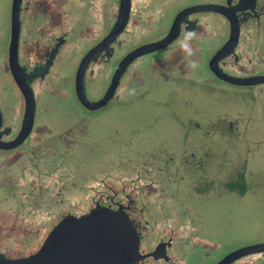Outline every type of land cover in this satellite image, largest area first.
Wrapping results in <instances>:
<instances>
[{
    "label": "flooded vegetation",
    "instance_id": "flooded-vegetation-1",
    "mask_svg": "<svg viewBox=\"0 0 264 264\" xmlns=\"http://www.w3.org/2000/svg\"><path fill=\"white\" fill-rule=\"evenodd\" d=\"M10 1L9 32L0 48V256L28 258L38 252L49 233L65 218H81L105 209L121 213L131 222L141 256L133 264H264V252L225 262L240 249L264 243V235L256 244L212 258L217 244L194 237L196 214L187 206L195 197L220 198L223 192L249 194L244 168L230 169L235 172L234 179L227 182L225 154L220 152L216 159L207 151L210 144L218 141L220 132L226 139L244 140L253 116L248 117L243 110L218 115L202 136L206 147L201 137L194 141V148L184 146L179 160L173 151V139H163L162 145L149 149L145 160L138 158L130 170H121L90 185L91 191H85L82 201L74 185L69 184L73 178L70 166L79 156L81 143L86 144L85 152H92L90 117L53 114L68 100L90 114L116 105L117 109H125L126 101L140 102L147 96L149 83H181L190 88L197 67L224 86L240 88L262 106L264 0H197L184 2L177 10L175 7L174 13L169 8L174 0H129L127 18L121 27L117 25L122 0H17L16 78L9 62L15 0ZM201 6H213L219 11L185 13ZM212 16H218L222 24L219 37L209 26ZM230 18L236 22L237 38L218 57L231 36ZM172 28L174 33L167 42L131 58L105 105L91 110L81 104L75 87L81 65L84 96L88 104L98 103L109 92L126 57L137 49L164 42ZM188 31H195L198 37L193 41V58L184 57L180 50L182 33ZM74 47L80 54L74 74L60 71L65 52L70 49L71 54ZM189 59L197 64L194 70L186 67ZM216 72L237 82L221 78ZM19 81L27 86L34 102L33 122L25 131L22 126L26 100ZM8 90L10 118L2 108L5 97L1 99ZM120 113L126 116L125 111ZM259 113L264 123V113ZM246 140L250 142L249 137ZM199 149L204 152L197 154ZM125 151L126 143L119 152L124 155ZM208 165L213 171H208ZM3 215L7 217L5 224Z\"/></svg>",
    "mask_w": 264,
    "mask_h": 264
},
{
    "label": "rangeland",
    "instance_id": "rangeland-1",
    "mask_svg": "<svg viewBox=\"0 0 264 264\" xmlns=\"http://www.w3.org/2000/svg\"><path fill=\"white\" fill-rule=\"evenodd\" d=\"M192 1L197 0H174L169 8L174 9V13L175 7L177 10L184 2ZM10 3V0H0V48L9 32ZM170 12L169 16L172 14ZM209 20L212 32L215 37H219L222 26L219 17L212 16ZM76 40H79L78 35ZM69 51L67 49L65 52L60 71L74 74L80 54L75 47L71 54ZM192 78L194 80L189 84L190 88L181 83L157 86L149 83L151 88H148L147 96L140 102L126 101L125 109H117L116 105L90 114L68 100L61 103L60 111L56 110L53 114L58 112V117L69 114L76 115L77 118L81 114L90 117L89 125L94 141L90 146L92 152H85L86 144L82 146L81 143L78 148L79 156L72 160L70 166L73 178L69 184L74 185L77 198L82 201L85 191H91L90 185L121 170H130L138 158L145 160V153L149 149L162 145L163 139H173V144L176 145L173 151L179 155L184 146L194 148V141L210 130L207 129L208 126L218 115H233L238 110H243L248 117L253 116L252 125L247 127L244 140L236 142L229 137L226 139V135L220 132L217 135L218 141L210 144L207 151V155L213 154L216 159H219L217 155L220 152L225 154L227 163L223 168L227 182L234 179L235 172L230 169L244 168L249 194L240 196L236 192H223L220 198L206 195L193 198L187 205L197 216H194V237L217 244L212 257L215 259L233 250L256 244L264 235V123L262 113H259H264V104L261 106L257 99L243 93L240 88L222 85L199 67ZM88 93L92 95L89 87ZM9 94L10 90L1 94L2 100L5 97L2 108L6 118L12 116ZM72 102L74 106H71ZM121 111H125L126 116ZM201 127L202 130H199ZM246 137L250 138V142ZM257 138L263 139L258 141ZM201 142L206 147L207 141L203 137ZM125 143L126 151L122 155L119 151ZM196 152L202 154L204 151L199 149ZM177 157L179 160L180 155ZM228 159H232L233 163H228ZM211 169V165H208V171H213ZM2 218L5 224L7 217L3 215Z\"/></svg>",
    "mask_w": 264,
    "mask_h": 264
},
{
    "label": "water",
    "instance_id": "water-1",
    "mask_svg": "<svg viewBox=\"0 0 264 264\" xmlns=\"http://www.w3.org/2000/svg\"><path fill=\"white\" fill-rule=\"evenodd\" d=\"M17 4L18 2L15 0L11 15V43L9 47L10 68L15 78L18 74L16 56L19 29ZM128 6L129 0H122L117 25L119 27L124 26L128 13ZM201 10L219 11L218 8L213 6H201L186 10L185 13ZM229 20L231 23V36L227 44L219 52L218 57L223 56L226 50L235 44L237 38L236 22L232 21L231 18ZM173 29L174 28H172L170 31L171 34L164 42L158 45L156 44L137 49L127 56L123 66L119 67L116 71L109 92L98 103L88 104L84 96L82 91L84 69L81 65L76 74L75 84L77 98L81 104L91 110L105 105L110 99L111 91L114 89L117 80L122 74L125 66L131 61V58L156 49L158 46L167 42L172 37ZM216 74L221 78L237 82L221 76L220 72H216ZM259 80L261 81V79ZM18 87L26 100V109L22 126V130L25 131L33 122L34 102L29 89L23 82L20 83L19 81ZM260 252H264V243L240 249L229 255L227 259H225V262L236 257ZM140 259L138 237L131 222L121 213L100 209L85 217L65 218L49 233L38 252L34 255L22 259H6L0 256V264H133Z\"/></svg>",
    "mask_w": 264,
    "mask_h": 264
},
{
    "label": "clouds",
    "instance_id": "clouds-1",
    "mask_svg": "<svg viewBox=\"0 0 264 264\" xmlns=\"http://www.w3.org/2000/svg\"><path fill=\"white\" fill-rule=\"evenodd\" d=\"M197 33L195 31H188L186 33H182V37L180 40V50L184 57L193 58L195 55V49L193 46V41L197 39ZM187 68L195 69L197 64L194 59H189Z\"/></svg>",
    "mask_w": 264,
    "mask_h": 264
}]
</instances>
